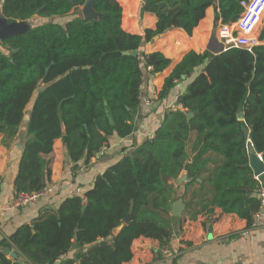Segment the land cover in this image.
Segmentation results:
<instances>
[{
    "label": "trees",
    "instance_id": "trees-1",
    "mask_svg": "<svg viewBox=\"0 0 264 264\" xmlns=\"http://www.w3.org/2000/svg\"><path fill=\"white\" fill-rule=\"evenodd\" d=\"M87 1L0 0V12L9 22L63 18L74 12L64 25H34L0 42L4 145L17 137L33 103L16 193L48 187L51 170L45 156L53 152L56 140L63 141L74 165L82 160L89 164L112 136L123 139L135 132L143 67L155 75L171 65L160 52H141L145 43L172 29L192 35L211 7L216 11L215 26L219 21L235 23L243 13L242 0H146L142 13L154 14L158 20L156 30L140 36L123 30V9L116 0H94L99 21L85 20L78 10ZM133 51L138 56L123 54ZM200 68L179 97L180 108L165 114L153 139L99 174L85 198L66 199L33 227L19 228L6 246L16 247L28 264L59 260L61 264H126L133 257L135 240L144 237L164 243L172 236L171 209L180 198L174 181L186 168L182 198L191 192L186 205L192 220L221 209L251 225L261 207L256 196L261 184L250 166V149L264 161V46L252 53L244 49L219 55L188 53L166 79L160 100ZM188 113L194 117L188 119ZM240 113L243 121L238 119ZM243 126L250 131V142ZM196 185L199 188L193 191ZM75 245L91 248L63 260ZM2 263L22 264L6 259Z\"/></svg>",
    "mask_w": 264,
    "mask_h": 264
},
{
    "label": "crops",
    "instance_id": "crops-1",
    "mask_svg": "<svg viewBox=\"0 0 264 264\" xmlns=\"http://www.w3.org/2000/svg\"><path fill=\"white\" fill-rule=\"evenodd\" d=\"M116 1L123 9L122 28L125 32L143 36L146 30H156L157 17L151 13H142L146 1ZM215 13L214 7L209 8L192 35H188L182 29H172L142 46L141 52L147 54L160 52L171 60V65L164 72L155 75L143 67L145 77L141 88V106L136 117L135 132L131 136L123 139L117 135L112 136L102 153L104 155L99 157L98 154L89 164L82 160L77 165L70 161L63 141L56 140L53 152L45 156L51 170L48 186H55L51 197L29 207L16 209L13 206L15 180L25 143L30 138L27 116H30L33 103L28 106L24 122L14 140L4 145V135L0 134V264H3L5 259L9 262L28 264V260L16 247L6 246L11 242L15 232L25 225L33 227L34 223L47 212L57 211L68 198H85L99 174L116 164L128 151L149 139V136L161 126L166 113L180 108L179 97L186 92L188 85L203 68L197 69L192 77L178 82L166 99L160 100V94L166 79L185 55L190 52L202 54L209 51L216 31ZM154 91L157 92V98H154ZM35 96L37 97V94ZM148 101H152L151 106L148 105ZM193 137H196V134ZM183 184L184 182L175 183L180 197L178 199H183L185 193ZM177 186H180L179 189ZM198 188L196 185L193 191ZM190 196L191 192L185 200L183 199L185 210L181 218L173 217L171 209L170 218H174V221L173 233L169 240L164 243L144 237L135 240L132 245L133 257L126 264H264V221L257 227H252L247 220L234 214H224L221 209H216L212 216L201 214L192 220L186 205ZM89 248L91 247L85 246L81 249L75 245L63 260L75 259L79 252H86ZM59 261L61 264L62 260ZM74 264L81 263L76 261Z\"/></svg>",
    "mask_w": 264,
    "mask_h": 264
},
{
    "label": "built area",
    "instance_id": "built-area-1",
    "mask_svg": "<svg viewBox=\"0 0 264 264\" xmlns=\"http://www.w3.org/2000/svg\"><path fill=\"white\" fill-rule=\"evenodd\" d=\"M241 7L243 13L235 23L225 24L219 21L216 25L215 36L218 42L222 45V52H227L231 49H244L248 52H253L258 46H264V35H262V26L264 25V0H242ZM157 92L154 91V98H157ZM152 101H148L151 106ZM154 134L149 136L153 139ZM106 147L103 148L99 157L104 155ZM260 160L263 161L261 154H258ZM264 162V161H263ZM256 179L261 186L257 192L261 200L260 209L254 214L251 226L257 227L261 221H264V186L259 177ZM55 186L50 185L45 189L35 193H15L13 206L16 209L33 206L42 199H47L54 194Z\"/></svg>",
    "mask_w": 264,
    "mask_h": 264
},
{
    "label": "water",
    "instance_id": "water-1",
    "mask_svg": "<svg viewBox=\"0 0 264 264\" xmlns=\"http://www.w3.org/2000/svg\"><path fill=\"white\" fill-rule=\"evenodd\" d=\"M146 1V0H143ZM74 6L78 7L77 3H74ZM81 15L85 20H91L93 22H98L100 18V13L95 10L94 7V0H88L86 5L81 10ZM32 28L30 23L28 22H9L8 19L4 16L2 12H0V42L11 39L17 35L24 34L25 32L29 31ZM209 51L214 55H219L222 53V45L218 42L216 36H214L211 40ZM124 55L128 56H138V51L133 52H124ZM88 68V67H86ZM194 117V113H188V119ZM240 121L244 120V114L240 113L238 116ZM111 123L113 121L111 120ZM244 132L245 139L250 142V131L247 129L246 126L242 127ZM252 147V144H250ZM250 166L254 172L255 177H259L261 183L264 186V162L260 160L258 153L255 151L254 148L250 149ZM188 181L187 177V168L185 169L184 173L180 176V178L175 183L181 184L183 182ZM256 196H258L256 194ZM85 209V207H84ZM185 210V204L183 199H178L176 203L173 205L172 208V215L175 218H181L183 212ZM121 230V227L114 230V234H118ZM14 257H17L16 254H13ZM55 264H60V261H57Z\"/></svg>",
    "mask_w": 264,
    "mask_h": 264
},
{
    "label": "rangeland",
    "instance_id": "rangeland-1",
    "mask_svg": "<svg viewBox=\"0 0 264 264\" xmlns=\"http://www.w3.org/2000/svg\"><path fill=\"white\" fill-rule=\"evenodd\" d=\"M82 8L83 7H80L79 10H78L80 14H81ZM73 17H74V12H71L70 15H68L67 17H63V18L45 19V18H40V17H34L30 21H26V22L30 23L31 26L40 25V24H46V23H49V22H54V23H58V24L64 25L66 22H68ZM263 26H262V28H263ZM28 117L29 116H27V119H28Z\"/></svg>",
    "mask_w": 264,
    "mask_h": 264
}]
</instances>
